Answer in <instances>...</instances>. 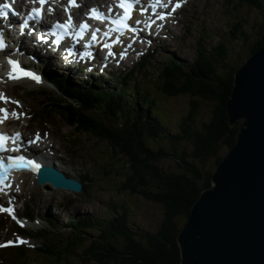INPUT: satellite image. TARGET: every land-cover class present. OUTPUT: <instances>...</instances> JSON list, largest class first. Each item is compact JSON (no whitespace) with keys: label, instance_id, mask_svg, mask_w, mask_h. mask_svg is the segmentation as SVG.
Listing matches in <instances>:
<instances>
[{"label":"trees","instance_id":"trees-1","mask_svg":"<svg viewBox=\"0 0 264 264\" xmlns=\"http://www.w3.org/2000/svg\"><path fill=\"white\" fill-rule=\"evenodd\" d=\"M237 1L259 10L262 16L249 45L251 56L264 45V0ZM241 34L249 38L245 31ZM235 60L229 57L225 43L219 42L209 53L198 49L191 61L168 57L165 66L158 69L161 81L156 89L161 95L188 93L213 103L210 118L201 120L197 116L199 103L192 101V108L180 120L177 132L168 128L157 110L156 97L145 95L147 86L137 90L127 87L131 74L123 76V86L111 89L101 88L102 84L95 82L88 86L70 84L66 76L49 79L64 96L57 98L55 93H49V112L58 111L78 132L107 142L113 152L122 154L129 170L120 181V188L161 204L163 217L155 232L145 231L131 225L126 206L107 207L104 214L71 220L66 225L71 234L64 245H56L53 235L57 233L51 222L37 229L18 227L20 236L40 242L33 249L45 259L48 257L45 264H67L70 255L78 254L76 250L82 252L84 261L94 264H180L178 234L202 191L212 186L216 165L237 140L239 122L231 125L227 112L235 74L240 68ZM166 158L173 160L176 171L163 168L162 160ZM82 181L86 191V181L91 179ZM23 211L35 222L30 204L25 202ZM59 247L64 250H57ZM13 248L19 259L29 254L23 243ZM66 251L71 254L66 255Z\"/></svg>","mask_w":264,"mask_h":264},{"label":"rangeland","instance_id":"rangeland-1","mask_svg":"<svg viewBox=\"0 0 264 264\" xmlns=\"http://www.w3.org/2000/svg\"><path fill=\"white\" fill-rule=\"evenodd\" d=\"M82 1L85 12H88L90 5H95L97 2L106 5L108 2V0ZM172 2L165 5L168 10L165 12L166 15H161L159 19L161 24H157V27L152 24L154 27L150 30L153 36L151 39L137 41L131 51L116 50L110 56L109 63L91 62L77 71L79 69L76 68L77 66L66 67L60 59L49 57L48 63L39 62L46 72L47 80L38 75L39 82L30 77L23 79L25 77L21 76L15 81L8 76L6 67L9 64L6 65L4 55L0 54V104L11 110V120L5 128L18 129L26 139L39 135L40 140L34 149L35 154L51 153L53 161L58 163L57 165L69 176L80 180L87 177L91 179L86 181V191L74 192L63 188L39 186L34 175H21L14 186L15 194L11 193L16 198L15 203L12 201L14 200L12 196L7 198L4 196L5 198L0 199V207L11 210V212L0 211V243L6 245L0 249V264L46 263L48 257L45 259V256L33 249L34 246H39L40 242L20 236L21 230L18 227L37 229L51 222L57 233L53 235L56 245H64L71 234L70 228L66 227L71 220L93 214H104L107 207L124 205L130 213L132 226L151 232L158 229L163 217L161 204L120 188V181L129 170L125 165L126 158L120 153L113 152L107 142L99 141L86 132H78L79 130L72 127L65 117L57 113L58 111H53V107L50 112L39 110L41 105L46 103L45 108L48 111L50 108L47 104L51 102L48 99L49 93H57L54 85L49 82L52 77L66 76L72 84L78 86H88L100 81L101 88L111 89L115 86L118 88L123 86V76L131 74V78L127 77V87L137 90L147 86L145 95L156 97L157 110L162 114L171 131H179V122L190 111L194 100L199 103L198 118L208 120L213 103L188 93L177 96L161 95V91L156 89L161 81L158 69L165 66L168 57L181 62L191 61L198 55V49H204L205 53H209L219 42L225 43L229 57L236 59V64L242 67L249 59V45L254 41L262 16L259 10L248 5H240L237 0H173ZM63 7L62 3L59 7L61 15L64 14ZM241 31H245L249 38H245ZM29 40L33 41L31 38ZM33 52L28 54L32 55ZM144 56L147 59L140 65L139 62L145 58ZM97 78L99 79L95 80ZM225 155L226 153L223 158ZM218 165L219 163L216 168ZM162 166L172 171H176L177 168L169 158L162 160ZM24 201L33 207L38 222H29L21 217ZM8 241H12V244H7ZM20 241H27L23 243L28 247L26 249L29 252L25 259L15 257L13 252V246L21 243ZM46 241L50 242V239ZM59 249L61 252L64 250L62 247L57 248ZM76 252L78 254L68 257L67 264H94L91 261H84L80 250ZM69 254L71 253H66Z\"/></svg>","mask_w":264,"mask_h":264},{"label":"water","instance_id":"water-1","mask_svg":"<svg viewBox=\"0 0 264 264\" xmlns=\"http://www.w3.org/2000/svg\"><path fill=\"white\" fill-rule=\"evenodd\" d=\"M227 112L237 140L178 234L180 264H264V45L237 70ZM37 183L83 189L51 164Z\"/></svg>","mask_w":264,"mask_h":264},{"label":"bare ground","instance_id":"bare-ground-1","mask_svg":"<svg viewBox=\"0 0 264 264\" xmlns=\"http://www.w3.org/2000/svg\"><path fill=\"white\" fill-rule=\"evenodd\" d=\"M6 1H3V3H5ZM20 1L24 2V0H20ZM46 1H47V3L45 2V4H47V5L44 4V8L43 9L45 11V16H46L47 19L51 18V17H59V15H61V11H59V7H61L62 3H63V6H64L63 7L64 13H65V11L67 12V14H65L64 18H67V17L74 18L76 16V14H78L80 17L82 16L81 17L82 19H87V17L91 14V9L95 10L94 6L90 5L88 7V9L90 8V10L88 12H85V8L83 7V1L82 0H46ZM145 1L147 3L151 2V0H145ZM156 1H158V2L153 1L156 4L155 5V9L153 11L155 13H157L158 15H156V16L149 15L147 17L148 14H146V19L150 23L151 22L155 23L156 20H157V17H159L158 20H157V21H159L161 15L165 14V12L168 10L167 8H165V5L169 4V3H173L171 0H162V1L161 0H156ZM73 2H75V3H73ZM97 3L102 9L106 10L105 7L103 6V3H101V2H97ZM122 3L124 4V1L122 2V0H109V4L112 5V7L116 10V13L118 14L117 15L118 18L124 20L125 8L121 7ZM145 4L146 3H144V6H145ZM152 4H154V3H152ZM132 5H133L132 7H134L135 3H133ZM54 8H57V9H54ZM54 10H55L56 13L54 12ZM51 12H53V14ZM96 13H99V11H96ZM104 13L106 14V16H109V17L113 16V15H110V10L109 9L106 10ZM131 13H132V11L130 10L129 13H128V18H129ZM21 15L24 17V14H21ZM80 17H78V18H80ZM64 18H62V19H64ZM89 19H91L92 21L97 22V26L100 27V25L98 24L100 16H99V18H97L96 15H94V17L90 16ZM126 21H128V19L124 20V22H126ZM26 23L28 24V21H26ZM159 23H160V21H159ZM113 26H118V25L116 23H114ZM151 26L154 27V25H152V24H151ZM13 27H15L14 28L15 30L16 29L20 30V28L18 26H13ZM118 27H120V26H118ZM149 27L147 28L145 23H142V28L145 29V32L148 34V36L145 37V35H146V33H145L143 39H140L138 37V41H143L145 39H151L152 34L149 31ZM90 28L91 27H86V29L84 28L85 29V31H84V29H82V27H80V29H81L80 31H82L83 34L65 33V29H63L62 31L59 32V37H61V39L58 42H56L54 40L55 37L50 39L49 31H47L41 38L37 39V37H35V33H37L38 31H36V29L32 26V24H28V26L24 30L18 31L20 33L27 32L28 33V35H27L28 39L26 37H20V38L15 37L13 35L12 31L6 30L4 33L0 32V40H3L7 44L6 47H5L6 53H0V54L5 55V56H3V58L6 59L7 61L17 62L18 63L17 65H19L20 67L24 66L25 69H28L32 73L43 75L42 70H41L42 69L41 68L42 64H40V63H43V62L44 63H48L49 57H53L56 60L60 59L62 61V63H64L66 66H70V65H67V64H69V61L71 59L65 53V48L63 46L64 45V40H67L69 37H76L79 42H82V44H80V46H79L80 49L83 50L82 56L85 57V58L88 57L89 59H92V60L89 61V63L100 61L101 59H100V57H98V55L102 54V52H103L102 50L104 48V44L107 45L106 41L102 39V37L104 36V30H100L99 29L96 32V33H98L97 36H95L94 31L89 30ZM31 30L33 32L32 35H30ZM29 38L33 39V41L29 40ZM90 38H93V39H90ZM131 40H133V39H131ZM87 41H91L92 48H91V46H89L91 48V51L85 56L86 52L88 51L87 50L88 47H85L83 45V43H85ZM8 44H10V47H9ZM131 45L133 47L135 45V41H133V43ZM53 48L55 50H58V52L56 53L53 50ZM70 48H71V46H70ZM117 50L121 51L122 50L121 46H117ZM29 52H33V54L32 55L30 54L31 55L30 56L28 54ZM65 55L67 56V57H65V60L61 59V57H64ZM72 56H75V54H72ZM72 56H71V58H72ZM29 58H31V60H29ZM245 63H243V64H245ZM86 64H88V62H86L84 65H86ZM76 68H79V69H77V71H79L83 67H82V65H79ZM6 69H7V74H9V76L12 77L14 67L8 65L6 67ZM74 71H75V69H74ZM87 71H88V69H87ZM74 73L76 75V71ZM15 75L21 76L22 73L17 72ZM77 75H79V74H77ZM14 79H15V81H18V80H16V78H14ZM23 79H29V77L27 78L25 76V78H23ZM68 81H69L70 84H72L69 79H68ZM49 82H51V81L49 80ZM99 83H100V81H96L95 82V84H97V85ZM70 94H71V92H70ZM54 96L57 97V98H59L60 96L62 98H64V96L60 95V93H58V91H57V93L54 94ZM68 96L71 97L70 95H68ZM71 98H73V97H71ZM0 103H1V99H0ZM45 105H46V103L41 105V109L39 111H41V112H49V110L47 111V108H45L46 107ZM59 105L62 106V102H60ZM56 107H57V105H56ZM5 108H6V106L0 104V121L5 120L4 122L6 123V122L11 120V110L8 107H7L6 110H4ZM59 115L62 116L61 114H59ZM11 129H13V128H11ZM16 130H18V129H15V131ZM8 131H10V130H8ZM36 137L40 138L39 135H36ZM21 138H24V140H23V143L25 144L24 145V152L27 153V151H29V152L32 151L31 152L32 156L36 155L37 156L36 158H38V160L41 161L43 164H53V156H52L51 153H47V154L42 155L43 153L41 152V155L35 154L36 150L32 149V147L29 146V144L25 140V136L21 135ZM39 138L37 139L36 143H34V146H37V144H38V142L40 140ZM32 146H33V143H32ZM54 164L56 166H58L57 165L58 163L56 164L54 162ZM22 174H31V173L24 172ZM20 177H18V179ZM56 189H59V188H56ZM10 192L12 193V191H10ZM0 206H1V203H0ZM34 218H35V222H38L35 216H34Z\"/></svg>","mask_w":264,"mask_h":264},{"label":"snow or ice","instance_id":"snow-or-ice-1","mask_svg":"<svg viewBox=\"0 0 264 264\" xmlns=\"http://www.w3.org/2000/svg\"><path fill=\"white\" fill-rule=\"evenodd\" d=\"M8 5H4V7H7ZM121 7H124L125 8V16H124V20H127L128 19V13L131 9V4H121ZM34 12H38L37 9H33ZM94 13H95V10H93ZM95 15L97 16V18H99L100 14L99 13H95ZM124 20H118V21H114V23H116L118 26L120 27H128L127 24L124 23ZM82 27H87V25H83ZM10 63H12L14 65V69H13V75H12V78H18L15 74L17 72L19 73H22L24 76H28L30 77L31 79L33 80H36L37 82H39L40 80V77L38 75H35L34 73L32 72H28V71H24L23 69H19L17 66H15V62L13 61H10ZM39 138V137H37ZM20 160H23V157L19 158ZM37 167L36 165H33V168ZM0 211H9L11 212L10 209H4L2 207H0ZM13 219H15V216H13ZM21 243H27V241H20ZM7 244H12V241H8ZM2 246H6V245H0V247Z\"/></svg>","mask_w":264,"mask_h":264}]
</instances>
